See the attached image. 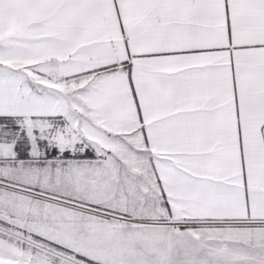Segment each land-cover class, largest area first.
<instances>
[{"label": "snow or ice", "instance_id": "obj_1", "mask_svg": "<svg viewBox=\"0 0 264 264\" xmlns=\"http://www.w3.org/2000/svg\"><path fill=\"white\" fill-rule=\"evenodd\" d=\"M0 264H264V0H0Z\"/></svg>", "mask_w": 264, "mask_h": 264}]
</instances>
